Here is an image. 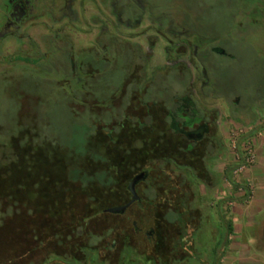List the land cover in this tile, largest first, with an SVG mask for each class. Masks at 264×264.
<instances>
[{
  "label": "flooded vegetation",
  "instance_id": "flooded-vegetation-1",
  "mask_svg": "<svg viewBox=\"0 0 264 264\" xmlns=\"http://www.w3.org/2000/svg\"><path fill=\"white\" fill-rule=\"evenodd\" d=\"M256 2L264 3V0H0V42L22 37V26L42 20L43 47L41 52L36 51L35 62L41 63L44 76L46 70H60L62 59L69 70L44 78L63 86L71 104L89 106V110L97 112L104 108L108 112L107 116L92 115L89 141L103 152L99 163L129 166L122 173L128 182L120 189L126 204L133 196L129 183L137 175H143L137 168L141 165H184L191 178L172 171L173 180L190 181L194 176L205 188L218 185L221 175L213 164L223 152L222 141L217 136L221 110L206 103L220 101V97L205 91L210 81L207 66L212 54H232L217 44L215 38L208 42V35L189 28L185 21L174 16H210L209 10L216 14L226 9L231 10L228 16H240L243 5L249 7ZM193 6L199 12H193ZM56 56L61 57L59 61ZM14 57L23 60V55ZM118 57L123 58L125 76L106 100L100 99L88 88L98 78L103 82V74L114 66ZM169 73L184 80V87L175 91L168 101L154 94L144 100L150 89L157 90ZM148 176L136 181L134 191L138 198L124 212L109 213L105 207L96 213L122 218L108 228L114 230L110 243L113 251L118 245L125 248L131 241L144 243L151 247L156 261L163 256L172 264L174 258L182 259L192 250V243L188 244V252H179L182 243L175 236L169 246L162 248V236L171 233L162 229V222L147 218L150 214L143 195H150L151 190L144 192L143 185ZM78 185L73 186L76 196ZM188 188L189 203L185 211H193V186ZM153 207L157 212L163 206L157 200ZM90 230L87 227L83 232L87 235ZM83 232L77 231L68 241H74ZM69 244L75 252L84 250L74 242ZM71 257L76 264L75 255Z\"/></svg>",
  "mask_w": 264,
  "mask_h": 264
},
{
  "label": "rangeland",
  "instance_id": "rangeland-1",
  "mask_svg": "<svg viewBox=\"0 0 264 264\" xmlns=\"http://www.w3.org/2000/svg\"><path fill=\"white\" fill-rule=\"evenodd\" d=\"M196 11L199 12V9L193 6V12ZM208 12L210 16L174 17L181 18L189 28L208 35V42L211 43L215 38L217 44H221L232 54V56L210 55L207 66L210 81L205 87L206 93L214 92L220 97V101L210 100L211 102L206 104L208 107L216 105L221 110L217 136L222 141L223 152L220 159L213 164L221 176L218 185L214 188H205L193 176L191 203L195 210L193 213L195 218L192 219V223L195 222L194 227L198 229L188 232L186 240L183 239V243L181 242L182 247L179 252H188L189 243H192V250L183 255L182 259L174 258L172 264H223L224 259H227L230 238L226 236L223 222L231 220L232 215L229 211L235 204L233 199H230V202L226 200L229 194L241 192L238 187L243 186L242 173L236 176L232 173L228 176L237 186L233 185L225 175V172L235 165L230 143L232 133L238 128H243L233 124L232 113L239 110L235 106L234 98L239 97L241 104L246 105L255 94H264V36H262L264 35V3L256 2L249 7L243 5L240 16H228L230 9L224 10L223 13L216 11V14L213 10ZM22 28L24 32L22 37L0 42V142H5L7 134L21 126L19 123H23L39 130L42 139L58 147V153L63 159L65 157L78 166L82 163L90 170V166L84 163L86 161L84 157L88 154L85 141L88 140L91 129L89 120L92 115L107 116L108 112H105L104 108L97 112L89 110V106L71 104L72 101L63 86L58 85L53 79L44 78L51 73L53 76L60 72L66 73L69 69L61 59L63 65L59 68V72L50 69L46 70L43 76L41 63L35 62L38 58L36 51L41 52L43 47L42 20L27 22ZM27 34L30 35L26 36ZM15 55H23V60L15 58ZM59 56H56V61L61 58ZM122 59L118 57L114 66L103 74V82L98 78L95 83L93 82L92 87L88 88L96 97L105 99L118 87L125 76ZM165 77L162 82L160 81L161 84H158L157 90L150 89L144 100L154 94L168 101L175 91L185 85L184 80H178L175 73H169ZM195 89L198 90L197 87ZM89 155L95 158L97 152L93 151ZM158 166L165 167L163 164ZM166 167L191 178L188 170L184 168H177L171 164ZM122 188L123 186L116 185L109 192L110 204L125 199L120 191ZM150 190L149 194L154 195L153 187ZM89 216L93 218H90L87 225L91 227L88 236L85 231L77 228L75 232H83L82 236L74 241H63L54 249L51 256L37 257L31 261V264H70L74 262L71 259L72 254L76 257V264H169L163 256L157 257L156 261L155 253L144 243L141 245L131 241L125 248L118 245L113 251L110 243L115 236L114 230L110 231L108 228L114 221H122V218H113L95 212H90ZM147 218L150 219V216ZM144 221L148 222L146 218ZM70 242H74L75 246H82L84 250L75 252L73 247H70ZM62 254H67V258L64 256L62 258Z\"/></svg>",
  "mask_w": 264,
  "mask_h": 264
},
{
  "label": "trees",
  "instance_id": "trees-1",
  "mask_svg": "<svg viewBox=\"0 0 264 264\" xmlns=\"http://www.w3.org/2000/svg\"><path fill=\"white\" fill-rule=\"evenodd\" d=\"M234 99L236 106L240 98ZM89 122L91 129L85 141L88 154L84 159L96 160L84 162L90 166V170L82 163L78 166L63 159L58 153L59 148L42 139L41 132L34 127L19 123L21 126L16 130L5 133L7 139L0 142V264H31L37 257L51 256L57 246L77 234L75 229L83 231L88 227L90 218H93L89 216L90 212L96 213L105 207L124 204L125 199L110 204L108 198L116 185L123 186L128 182L122 173L123 168L129 166L99 163L104 156L100 148L90 144L92 118ZM93 151L97 152L95 158L89 155ZM164 166L137 167L143 172L140 179L149 175L143 185L144 192L152 187L159 191L157 195L144 193L143 197L147 213L150 214L149 221L154 218V221L162 222V229L171 233L162 236V248L169 246L175 236L180 237L177 242L183 243L188 232L198 229L194 227L195 222L192 223L195 210L185 211L189 203V188L186 187L193 186V180H173L170 177L172 170ZM235 167L236 164L225 172L226 178L232 183V178L228 176L232 175ZM75 184H79L77 196L73 188ZM233 185L237 186L235 183ZM248 193L246 189L245 195L248 196ZM191 194L193 197V192ZM157 200L163 209L155 212L153 206ZM223 224L229 237L232 223L228 220ZM63 256L67 258L68 255Z\"/></svg>",
  "mask_w": 264,
  "mask_h": 264
},
{
  "label": "crops",
  "instance_id": "crops-1",
  "mask_svg": "<svg viewBox=\"0 0 264 264\" xmlns=\"http://www.w3.org/2000/svg\"><path fill=\"white\" fill-rule=\"evenodd\" d=\"M240 102H236L239 110L233 113V124L243 127L252 139L256 157L242 172V183L252 187L249 198L244 192L227 196L235 205L229 211L232 234L223 264H264V94H255L245 108Z\"/></svg>",
  "mask_w": 264,
  "mask_h": 264
},
{
  "label": "built area",
  "instance_id": "built-area-1",
  "mask_svg": "<svg viewBox=\"0 0 264 264\" xmlns=\"http://www.w3.org/2000/svg\"><path fill=\"white\" fill-rule=\"evenodd\" d=\"M246 132L243 128H238L232 133L231 137V148L234 155V161L236 164L233 174L239 175L247 168H249L255 162V149L253 141L250 137H247ZM249 191V195L252 192V187L249 183L239 186L238 190L245 193V190ZM249 195L246 197L249 198Z\"/></svg>",
  "mask_w": 264,
  "mask_h": 264
},
{
  "label": "water",
  "instance_id": "water-1",
  "mask_svg": "<svg viewBox=\"0 0 264 264\" xmlns=\"http://www.w3.org/2000/svg\"><path fill=\"white\" fill-rule=\"evenodd\" d=\"M141 178V175L136 176L130 183H129V189L132 192L133 196L130 202L124 204V205H119V206H113V207H108L105 209L106 212L109 213H122L126 210V208L131 204V202H133L134 200H136L138 197L134 191V184L136 183V181L138 179Z\"/></svg>",
  "mask_w": 264,
  "mask_h": 264
}]
</instances>
